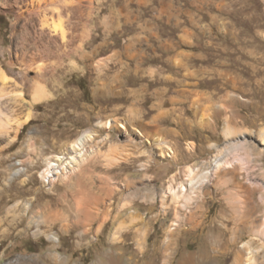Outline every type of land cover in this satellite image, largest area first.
<instances>
[{
  "label": "rangeland",
  "instance_id": "obj_1",
  "mask_svg": "<svg viewBox=\"0 0 264 264\" xmlns=\"http://www.w3.org/2000/svg\"><path fill=\"white\" fill-rule=\"evenodd\" d=\"M39 1L0 0V68L15 81L0 80V122L13 128L29 116L17 132H0V264H104L105 255L113 264H264V0H175L190 2L180 19L190 32L166 51L132 43L138 24L112 23L116 10L138 9L141 20L166 0L140 10L132 0H85L80 18H63L58 55L43 45L54 4ZM153 48L154 62L141 60ZM134 70L138 87L124 94L129 74L119 76ZM113 73L119 92L98 94ZM165 106L194 115L206 107L191 142L172 147L147 131L152 120L174 124ZM87 134L78 171L46 183L48 159ZM218 158L228 167L189 193V175ZM250 208L253 230L237 231Z\"/></svg>",
  "mask_w": 264,
  "mask_h": 264
},
{
  "label": "crops",
  "instance_id": "obj_2",
  "mask_svg": "<svg viewBox=\"0 0 264 264\" xmlns=\"http://www.w3.org/2000/svg\"><path fill=\"white\" fill-rule=\"evenodd\" d=\"M143 1L144 0H132L133 3H136V6H138L139 10H140V4H142ZM149 1L150 0H148L147 3ZM189 3L186 9L184 8L182 9L180 4L176 5L175 0L163 1L160 4L159 8H153L149 16L141 20H138L139 15H140V13H138V9L131 10V11L125 10V12H123L122 10H116V12H114L115 18L112 20V23L122 24L121 21H123V23H131V25L138 24L136 27V30L134 29L133 34L130 37V40L134 44H137L141 42L142 40H145L148 43L147 46H153V43L156 42V47L158 45L159 46L162 45L160 46L162 50L163 49L165 51L169 50V47L171 50L173 48L171 44L173 40L175 39L181 40L183 36L188 35V34H185L186 32L188 31L190 32V26H186L187 23L180 24L181 20L184 19V21H187L186 18H189V13H190L189 8H191L189 6ZM184 13H188V16H182V14L184 15ZM176 18H179L177 20V23H175ZM163 23H165L166 25L165 24L163 25ZM109 25H111V23H109ZM174 27L179 28V30L178 29L175 30ZM163 31H165V33ZM159 40L161 42L163 41L162 44H160ZM155 55H156V52L154 51V48H153L148 53H142L141 56H143V59L141 60H143L144 62L147 61L148 64H152V62H154ZM147 56L149 57L148 59L145 60ZM137 62L140 63V60H137ZM153 66H156V63ZM153 66H150L149 68H147L148 71H154V69H152ZM137 72L138 70H134L132 72H123L121 76H119L120 79L122 80L123 74L125 75L129 74L128 76L125 77L126 79V90L125 91L126 92L124 94H127L128 93L127 91L137 89L138 85L136 86V84H132L133 79L138 80L142 76V75L137 76ZM153 76L154 75H152L151 72L148 73V77L153 78ZM116 78H117L116 73H113V75L110 76L109 79L102 81L103 84L101 86H98V84H96L94 88L95 91L98 92V94H101L100 92H103V93L108 92L107 94L118 93L119 88L117 87V85H111V84H114ZM152 90H153L154 96H158L161 94L160 88H153ZM172 99H173V95H172V98L170 99L171 102H172ZM149 103H150L149 106H155V104H158V102L155 99ZM167 109L173 111V114L171 115V118H170V121L174 123L173 125L169 126L165 124L163 125L161 123L152 124L153 122L152 120L150 123L147 122L146 129L151 134L153 135L155 134V136H157V138L159 139V142L170 143L172 144V147H178L177 144H179L180 146V144L190 141L189 138H191V136L194 135V132L196 131L198 127V124H196V119L194 120V118H196L197 116L198 118L199 117L202 118L203 117L202 115L207 114L206 112L207 109L206 107L203 108V106L197 109L198 113L196 115L193 114V110H191V106H167L166 110ZM164 115H167V114H164ZM209 125L212 126L213 123L209 122Z\"/></svg>",
  "mask_w": 264,
  "mask_h": 264
},
{
  "label": "bare ground",
  "instance_id": "obj_3",
  "mask_svg": "<svg viewBox=\"0 0 264 264\" xmlns=\"http://www.w3.org/2000/svg\"><path fill=\"white\" fill-rule=\"evenodd\" d=\"M47 0H40L38 3H45ZM52 2V4H54L53 9H54V13H55V17L53 15H49L50 18L48 17H43V22L44 24H46V27L50 28V30L52 32H50L47 34L48 36V40L47 43L43 44L46 46L45 48V52L46 54H48L49 52L51 54H57L59 52H61L62 54V46L63 49H66V41H65V37L67 36V33L64 31V29L62 28L61 24L63 23V18H66V16H68V11H71L72 14H74L75 16H77V18H80V9L83 7V3L85 2V0H50ZM85 7L88 8V6L85 5ZM57 16V17H56ZM51 21L53 22L54 25H51L49 27L48 22ZM53 29V30H52ZM35 43L37 44L36 39L34 40ZM58 43H60L61 45L59 46ZM51 46V47H50ZM48 57H50V54L48 55ZM30 58H32V56H30ZM26 60V59H25ZM28 63V62H27ZM32 65V64H31ZM0 80L3 84H7L13 81V79H11L9 76L6 75V73L3 71V69L0 68ZM15 81H13L14 83ZM17 84V83H16ZM34 101H40L42 97H44V91L42 88H38L35 87L34 88ZM18 100L22 99V94L19 93L17 95ZM29 119V116L25 117L24 120H16L14 121V127L11 128V126H7L5 123L0 122V132L3 131L5 129V131L3 133H7L9 132V130H13L14 132H17L18 129L24 124V122H26ZM261 135L263 136L264 139V131L261 132ZM93 137L92 134H87L82 136L81 138H79L75 143H73L72 145L67 147V151L66 153L63 154V156H57L56 158H51L48 159L47 163H46V169L42 172V178L46 183H51L52 181H54L56 179V177L58 178L59 176H65V174L69 171H73L72 169H76V167L78 166V164L80 163H84L86 161L85 156H86V144L88 143V141L91 140V138ZM242 146V145H241ZM239 146V148L241 147ZM246 149H248V146H246ZM250 149V148H249ZM252 150V149H251ZM70 154H72V156H69ZM89 158V157H88ZM64 161H67L66 163H63ZM225 165V161L223 160V158H218L215 159L210 167L208 169L202 170L200 174H197L194 178H192V175H189V180L187 182L188 184V190L189 193L195 191L201 184L205 183L206 181L209 180L210 176H212L219 168L223 167ZM225 167H228L225 165ZM78 171V168L76 169ZM196 171H198V169H195ZM189 174H192L191 172H189ZM187 190L184 187L180 186V194L183 195ZM168 194H170V196L176 198L178 191L176 189L173 188H168L167 190ZM28 209V207L24 208V212H26V210ZM255 209V208H254ZM254 209H249V216H247V218L243 219V221L239 222L238 225V230L240 231L242 228H247L250 229V231L253 230L254 226H255V220L254 218L252 219V214H253V210ZM252 223L253 227L248 226L245 224L242 225V223ZM249 231V230H248ZM173 235H170L167 237L165 241L166 246L164 247L163 252H167L168 249H170V245L171 242L173 241ZM217 242V240H215ZM219 242V241H218ZM246 245H243V247H245ZM166 255V254H165ZM250 255V253H249ZM108 256V255H107ZM105 259H107V263L105 262L104 264H113L114 259L112 258H106V255L104 256ZM189 259H193L192 255H188ZM55 259H59L60 257L57 255L55 256ZM117 260V258L115 259ZM248 263L251 264L253 263V261H250V258L248 260ZM7 264H25V261H21V259H19L18 261H12L10 263Z\"/></svg>",
  "mask_w": 264,
  "mask_h": 264
}]
</instances>
